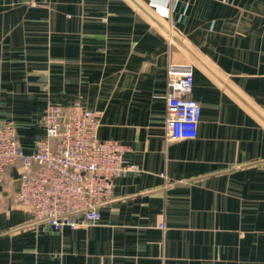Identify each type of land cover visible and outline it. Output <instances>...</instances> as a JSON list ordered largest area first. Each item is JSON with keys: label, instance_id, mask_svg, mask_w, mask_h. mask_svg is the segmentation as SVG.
Returning a JSON list of instances; mask_svg holds the SVG:
<instances>
[{"label": "crops", "instance_id": "1", "mask_svg": "<svg viewBox=\"0 0 264 264\" xmlns=\"http://www.w3.org/2000/svg\"><path fill=\"white\" fill-rule=\"evenodd\" d=\"M172 62L194 65L195 138L166 137ZM50 102L100 113L138 168L97 224L55 229L10 166L0 264H264V0H0V121L26 151Z\"/></svg>", "mask_w": 264, "mask_h": 264}, {"label": "built area", "instance_id": "2", "mask_svg": "<svg viewBox=\"0 0 264 264\" xmlns=\"http://www.w3.org/2000/svg\"><path fill=\"white\" fill-rule=\"evenodd\" d=\"M194 65L172 62L168 68L166 137L195 138L201 105L192 95ZM46 137L32 151L23 147L13 121H0V186L12 165L20 164V187L13 200L55 229L97 224L100 207L113 195L116 179L137 170L128 147L101 139V115L50 102L43 116ZM161 226L164 224L160 223Z\"/></svg>", "mask_w": 264, "mask_h": 264}]
</instances>
